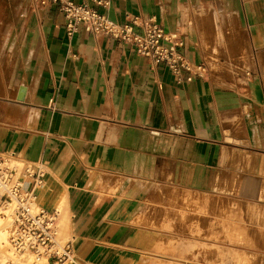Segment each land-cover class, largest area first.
I'll list each match as a JSON object with an SVG mask.
<instances>
[{"label":"crops","instance_id":"obj_1","mask_svg":"<svg viewBox=\"0 0 264 264\" xmlns=\"http://www.w3.org/2000/svg\"><path fill=\"white\" fill-rule=\"evenodd\" d=\"M62 2L137 34L154 19L187 68L69 35ZM0 156L43 172L77 264H183L186 238L240 241L194 260L264 264V0H0Z\"/></svg>","mask_w":264,"mask_h":264},{"label":"built area","instance_id":"obj_2","mask_svg":"<svg viewBox=\"0 0 264 264\" xmlns=\"http://www.w3.org/2000/svg\"><path fill=\"white\" fill-rule=\"evenodd\" d=\"M61 9L69 35L81 26L88 32L126 41L138 56L154 65L164 62L176 75L187 68L174 49L164 44V32L152 18L142 23L143 32L137 34L132 29L135 20L118 25L86 4L62 2ZM12 162L11 157L0 156V214L11 211L7 229L10 247L31 255L37 264H77L70 241L59 239V211H47L36 203L35 191L44 183L43 172L30 164L19 169ZM27 181L30 188L25 187Z\"/></svg>","mask_w":264,"mask_h":264},{"label":"rangeland","instance_id":"obj_3","mask_svg":"<svg viewBox=\"0 0 264 264\" xmlns=\"http://www.w3.org/2000/svg\"><path fill=\"white\" fill-rule=\"evenodd\" d=\"M8 3H9V5H12V0H8ZM12 164L14 166H16L17 168H19V169L22 167V164H16L15 162H12ZM60 213H61V218H62V212H61V210H60ZM5 214L6 213L0 214V217L1 216H4ZM61 218H60V220H61ZM217 220L218 221H223L222 215L221 216L218 215L217 216ZM59 221H58V230H59L58 236H59V239H63L64 238L63 237L64 236L63 235L64 234V229L63 228H66V227L60 226V224H59L60 222ZM187 227H191V225H187L186 224L185 225V228L187 229ZM7 229L8 228H6V231H7ZM187 230L185 231V235L188 236V237H193V236L200 235V234H194L192 231H187ZM224 230H225V224L224 223H220V224L218 223V225H217V231L219 232V231H224ZM169 231L172 232V231H176V230L170 228ZM170 240L168 241L170 248H172V247L175 248L177 246V243H183L184 248H185V253H188L189 254L188 257L186 255L185 259H183V262H182L183 264H225L226 255H225V252L224 251H226V250L223 249V248H221V247H219V246H215L214 247L215 249L213 251L218 252V249H220V250L223 251V253L222 254H218L217 253L216 254L217 255V258H216V255H214V257H213V259H212L211 262H208L206 260H203L202 258H200L199 260H194L193 257L190 256V255L192 254L191 247L192 246H195L196 244H197L198 247L201 246V253H203L204 255H207V256L209 254V248H203L204 246H207V245H205V243H207V242H209V243H216V244H225V243H233V244H237V245L240 244V241L239 240H228L227 241V240H221V239H214V240L209 241V240H196V239H192V238H186L184 240H179V241L178 240H175V239H170ZM199 241L201 243H198ZM186 244H188V245H186ZM246 255H248L251 260L253 259L251 255H254V254L248 253ZM254 256H257V255H254ZM229 258L232 259V264H238V263L240 264L241 261H243L241 264H245V263L246 264H250L249 262L248 263L246 262L247 259H245L246 261L244 262V260H242V257L241 256L240 257H238V256H234L233 257L232 256V257H229Z\"/></svg>","mask_w":264,"mask_h":264},{"label":"bare ground","instance_id":"obj_4","mask_svg":"<svg viewBox=\"0 0 264 264\" xmlns=\"http://www.w3.org/2000/svg\"><path fill=\"white\" fill-rule=\"evenodd\" d=\"M15 163L16 164H20L19 163V161H15ZM203 199V198H202ZM206 199V197L204 198V200ZM207 199H210L211 200V198L208 196V198ZM200 200H201V198H200ZM209 200V201H210ZM221 200V198L219 199V198H216V201L219 203V201ZM213 201V200H212ZM212 201H210L211 203H212ZM215 201V200H214ZM213 201V202H214ZM203 202V201H202ZM208 201H206V203H207ZM224 202V201H223ZM226 202H229V201H226ZM220 203H221V201H220ZM238 203V202H237ZM202 204V203H201ZM216 204V203H215ZM230 204H232V203H230ZM236 204V203H235ZM212 204H210V206H211ZM223 205V204H222ZM229 205V204H228ZM239 205V204H238ZM203 206V205H202ZM205 206V205H204ZM203 206V207H204ZM213 206V205H212ZM231 206V205H230ZM232 206H233V204H232ZM231 206V207H232ZM244 206V205H243ZM234 207H236V206H234ZM251 207V206H250ZM205 208V207H204ZM208 208V207H207ZM220 208V207H219ZM219 208H217V209H219ZM222 208V207H221ZM224 208V207H223ZM243 208V207H242ZM228 209V208H227ZM226 209V211H228ZM231 209V208H230ZM211 210V209H210ZM212 210H213V208H212ZM211 210V211H212ZM215 211H216V209H214ZM220 211L222 210V209H219ZM244 210V209H243ZM259 212L261 211V209H259L258 210ZM231 212V211H230ZM238 212H239V207H238ZM242 212V211H241ZM244 212V211H243ZM246 212V211H245ZM6 214L4 215V216H1L0 217V264H36V262H35V260H34V258L31 256V255H29V254H19V253H17L16 251H14L11 247H10V245H9V243H8V239H7V231H6V228H8L9 226H10V224H11V211H7V212H5ZM260 214H262L261 212H260ZM60 223V226H63V227H65V225H66V217H65V214L63 213L62 214V218H61V220L59 221ZM64 229V231H65V228H63ZM69 233V232H68ZM171 241V240H170ZM186 245H188V244H186ZM189 247V246H188ZM196 249H198V246H197V244L195 245V246H192L191 247V251H192V253L195 251V252H197L196 251ZM194 252V253H195ZM220 252V253H219ZM222 254L223 253V251L222 250H220V249H218V252H216V254ZM254 254V253H253ZM255 255V254H254ZM254 255H251L252 256V261H253V263H257L256 261H257V259L259 260V258H258V256H254ZM239 256V255H238ZM241 256V255H240ZM246 256V255H245ZM185 257V256H184ZM246 257H248L249 258V256L247 255ZM216 258H217V255H216ZM243 259V258H242ZM247 259V258H246ZM197 260V259H196ZM249 260V259H248ZM248 260L246 261L245 259H244V262L246 261L247 263H248ZM241 261V260H240ZM250 261V260H249ZM243 261H241L240 262V264L242 263ZM250 263V262H249ZM252 263V264H253ZM239 264V263H238ZM246 264V263H245Z\"/></svg>","mask_w":264,"mask_h":264}]
</instances>
